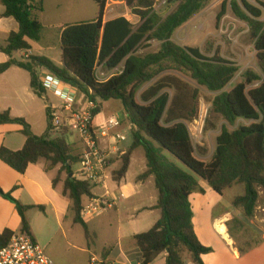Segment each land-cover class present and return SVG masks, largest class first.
<instances>
[{
  "label": "trees",
  "instance_id": "trees-1",
  "mask_svg": "<svg viewBox=\"0 0 264 264\" xmlns=\"http://www.w3.org/2000/svg\"><path fill=\"white\" fill-rule=\"evenodd\" d=\"M95 1L99 6L97 20L63 28V66L44 56H30L23 61L11 59L1 64L0 74L12 66L20 67L29 72L32 90L42 97L46 91L40 81V72L47 70L94 101L97 104L94 117L101 113L100 101H120L131 124L134 144L123 156V166L115 177L120 181L126 176L132 151L143 148L148 171L139 179L155 176L159 191L156 209L162 212L161 219L150 231L134 238L143 264H153L165 253L167 264H204L202 257L213 249L201 243L193 223L191 197L195 193H205L196 177L220 196L235 185H245V195L237 197L233 205L242 210L247 219L255 216L261 193L264 194V2L230 0L224 2L217 17L220 23L229 8L248 26L261 71L248 69L242 81L229 92L226 88L241 71L237 63L224 58L218 49L183 47L173 41L175 33L213 0H169L175 8L167 16L156 10L162 0H120L139 19L138 24L125 17L105 22L108 0ZM0 3L5 8L3 17L14 19L20 26L19 32L10 34L2 51L10 57L16 52L31 51V42L41 41L45 32L39 20V14L44 12V0H0ZM153 41L160 43V50L140 54L142 46ZM100 64L107 70L120 66L123 70L102 82L95 75V68ZM148 84L151 85L140 96L141 104L138 93ZM201 88L217 94L212 100V111L230 126L239 121L248 122L234 131L222 127L210 162L198 159L197 154L206 157L209 151L195 146L189 129V125L200 118ZM47 111L49 129L44 136L34 135L23 119H13L9 112L0 114V125L19 124L27 138L20 151L2 146L0 161L19 174H25L30 165L41 161L46 163V171L60 166L53 184L56 187L66 173L63 195L72 203L75 222L83 226L86 237L90 238L83 219V201L95 198L93 186L76 177L73 167L79 165L80 156H74L67 135L63 133L59 138H52L51 109ZM165 152L189 172L172 162ZM0 195L16 206L21 218L19 233L34 238L27 217L33 207L22 205L11 192L0 189ZM233 223L240 222L234 219ZM14 234L9 229L0 234V248L7 246ZM248 251L241 250V253L244 255Z\"/></svg>",
  "mask_w": 264,
  "mask_h": 264
},
{
  "label": "crops",
  "instance_id": "crops-1",
  "mask_svg": "<svg viewBox=\"0 0 264 264\" xmlns=\"http://www.w3.org/2000/svg\"><path fill=\"white\" fill-rule=\"evenodd\" d=\"M4 12L5 8L0 3V65L7 63L11 59L23 61L30 56H44L38 53L35 43H40L44 39L45 32L41 41L31 42L33 46L31 51L16 52L12 57L2 51V48L7 46L10 34L20 31V26L14 19L3 17ZM104 20L105 22L110 21L106 15ZM184 27L186 25L181 29H184ZM173 41L176 42L174 37ZM43 47L47 50L51 49L49 45ZM16 56H20L21 60L17 59ZM50 60L58 66H63L62 59L58 63L53 59ZM45 98L49 102L46 92L45 95L40 97L32 90L29 72L20 67L12 66L3 74H0V114L9 112L11 118L23 119L36 136H44L47 133L49 129L47 110L51 107H56L51 103L46 104ZM107 105L108 103L101 104V113L94 118V127L101 130L103 125L111 118L119 119L121 125L110 131L107 137L101 139L102 146L109 152L111 159L105 193L102 195L96 194L95 189L97 187H93L95 198L92 199L104 197L109 192L111 196L117 199V202L113 208L105 209L101 215L99 214L96 217L98 219L95 218L96 220L88 219L90 216L83 215L90 232V238L86 237L83 226L75 222L72 203L69 198L63 195L64 184L60 182L56 187L53 184L60 170L58 167L51 171H46V163L41 161L38 164L30 165L25 174H19L0 161V189L5 193L11 192L13 198L22 205L33 207L28 211L27 217L34 239L46 249L47 254L51 258L52 255L48 252V249L53 242L54 234L65 232L66 236H68L75 226H81L84 231V240L80 248L82 249V257L85 258V264H92L91 260L93 258L97 259L98 262L96 264H143L142 253L137 247L134 238L139 234L145 233L142 231L143 226H148L145 222H147L150 215H156L157 212L160 213L157 221H153L155 223L151 224H156L161 219L162 212L156 209L159 191L156 186L155 176H150L145 180L139 179L148 171L147 162L145 168L142 160V165L139 166V172L141 173L137 177L130 176L135 167L136 152L140 148L132 151L129 170L122 180L117 181L115 173L121 170L123 156L131 150L134 144V137L127 116L125 120H122L120 112H108ZM195 123L197 124V121ZM195 123H192V125L194 126ZM239 123L248 125L246 121H239ZM124 125L129 127V131L132 134L130 140L129 137H126L127 133L124 132L126 129H124ZM118 136H122L125 139L120 140ZM26 140L27 138L23 134L21 125L16 123L0 125V148L4 146L14 152L20 151L24 148ZM67 141L69 145L72 143L69 139ZM198 159L204 160L199 157ZM109 180L118 184V187L113 191L109 187ZM147 185H150V187L154 185L155 190L148 192L149 187ZM16 187L17 189H15ZM203 188L205 193L193 194L191 203L196 234L203 245L213 249L212 253L202 257L204 264H264V236L259 244L249 248V251L243 255L241 249L233 240L234 238L229 234L226 225L229 221V215L221 210L222 196L215 193L210 187L203 186ZM116 191H119V195H116ZM92 199L84 198V207L89 205ZM120 204H123L122 208H120ZM39 207H43V210L39 209ZM112 209L116 210L118 240L109 243V245L105 244L99 255L97 250H95V245L100 240V232H105L108 228L114 227V223L110 221L112 219L104 216L105 212H110ZM5 212H8L7 216H5ZM218 223L225 225L228 238L219 232L217 229ZM20 227L21 218L16 206L0 195V234L7 229L19 233ZM166 262L167 253L161 255L153 264H167Z\"/></svg>",
  "mask_w": 264,
  "mask_h": 264
},
{
  "label": "rangeland",
  "instance_id": "rangeland-1",
  "mask_svg": "<svg viewBox=\"0 0 264 264\" xmlns=\"http://www.w3.org/2000/svg\"><path fill=\"white\" fill-rule=\"evenodd\" d=\"M168 1L169 0H162L156 7L157 12L163 16H167L175 8V5H170ZM250 1L254 4H257V2H264V0ZM224 2H230V0H213L208 7L193 17L192 20L186 24L184 29H181L177 34H175L174 40H176V43L183 47H194L200 49L207 47L213 51L218 49L224 58L237 63L241 67V71L237 75L234 82L226 88V91L230 92L242 81V76L245 71L248 69H254L259 73H261V71L257 65L254 42L251 39L248 26L238 20L229 8L227 15L220 23H218L217 17L221 12ZM98 15L99 6L95 0H44V12L40 13L39 20L46 27L45 37L40 43H35L36 50L40 55L53 59L57 63L60 62L62 59L61 31L63 28L68 25L97 20ZM106 16L108 20L125 17L134 24L139 23V19L136 16H133L125 4L120 0H108ZM45 45L51 46V49H45L43 47ZM160 47V43L153 41L145 43L139 52L140 54L145 55L152 54L158 52ZM16 57L21 60L20 56ZM122 70L123 67L120 68V71ZM183 78L191 84L198 86L195 82H192L188 78ZM150 85L151 84L146 85L139 91L137 96L139 103L143 104L140 96ZM200 90L202 94L200 102V116L203 115L204 122H201L199 119V123L196 124L194 122V126L190 124L189 129L195 146L206 148L209 151L208 156L202 157L200 154H197V157L204 159L203 161L205 162H210L216 150V139L221 133L222 127L227 126L229 130L234 131L238 129L239 126L244 125V123H237L235 126H230L220 115H217L212 111V100L217 94L211 93L205 88H201ZM46 95L49 98V102L45 98L46 104L51 103L55 106H59L61 104V101L51 92L47 91ZM100 103L103 105L108 103V112L119 111L120 117L122 120H125L126 115L120 101L110 100L107 102L100 101ZM124 129V132L127 133L126 137H129L130 140L132 134L129 131V127L124 125ZM64 134H66L67 139L72 142L70 147L74 152V156H81L83 148L79 136L69 131H66ZM165 154L172 162L189 172V170L170 153L165 152ZM135 160L136 163L133 171L131 172V177H137V175L141 173L139 172V166L142 165V160L144 161V166L146 168L147 160L143 148H140L136 152ZM58 168L60 169L61 167L58 166ZM79 169L80 165L74 166V173L76 174ZM66 177V173H63L61 176L62 184H64ZM196 178L202 188L203 186L209 187L206 182L198 177ZM108 184L112 191L118 187V184L114 183L112 180H109ZM147 186L149 187L148 192L155 190L154 185L153 187H150V185ZM95 193L100 195L104 194L105 187H97L95 189ZM115 193L116 195H119V191H116ZM245 193V185L238 184L227 190L221 200L222 212L229 215V221L226 223L229 234L234 238L233 240L241 250H248L249 248L256 246L262 241V237L264 236V194L261 193V198L258 202L255 216L252 219H247L244 216L243 211L235 208L233 205L234 200L239 196L245 195ZM122 205L123 204L119 205L120 208H122ZM7 214L8 212H5V216H7ZM104 216L112 219L110 221L114 223V227L108 228L105 232H100V240L97 241L95 245V250H97L99 255L101 249L105 247V244L109 245V243L117 241L119 236L116 225V210L112 209L110 212H105ZM96 217H98V215L90 216L88 219L93 220ZM159 217V212H157L156 215H150L147 222H145L148 226H143L142 231L145 233L150 231L155 225L151 223H155L153 221H157ZM234 219H237L240 223H233ZM83 240L84 231L82 227L75 226L74 230L70 232L68 236H66L65 232L54 234L53 242L48 249V252L58 264H85V258L82 257V249L80 248Z\"/></svg>",
  "mask_w": 264,
  "mask_h": 264
},
{
  "label": "built area",
  "instance_id": "built-area-1",
  "mask_svg": "<svg viewBox=\"0 0 264 264\" xmlns=\"http://www.w3.org/2000/svg\"><path fill=\"white\" fill-rule=\"evenodd\" d=\"M120 66L114 70H107L104 64L95 68V75L99 81L107 82L120 71ZM40 81L47 92L53 93L61 104L51 107V136L53 139L69 131L77 134L82 144V154L80 156V169L76 172L79 180L89 182L93 187L103 185L105 187L108 179V169L110 165V154L103 148L101 139L108 136V133L121 125L117 118L107 121L101 130L94 127V111L97 104L87 98L86 94L69 83L64 82L57 76L44 70L40 72ZM203 121V115L199 118ZM199 121H197V124ZM120 140L125 138L118 136ZM117 199L109 192L101 198L92 199L84 207L83 215L93 216L101 214L105 209L113 208ZM97 259L91 260L96 264ZM0 264H58L51 258L46 249L33 237L15 233L9 244L0 248Z\"/></svg>",
  "mask_w": 264,
  "mask_h": 264
},
{
  "label": "bare ground",
  "instance_id": "bare-ground-1",
  "mask_svg": "<svg viewBox=\"0 0 264 264\" xmlns=\"http://www.w3.org/2000/svg\"><path fill=\"white\" fill-rule=\"evenodd\" d=\"M217 229L219 230V232L224 235L226 238H228L229 236H227V229L225 227V225L223 223H218L217 224Z\"/></svg>",
  "mask_w": 264,
  "mask_h": 264
},
{
  "label": "water",
  "instance_id": "water-1",
  "mask_svg": "<svg viewBox=\"0 0 264 264\" xmlns=\"http://www.w3.org/2000/svg\"><path fill=\"white\" fill-rule=\"evenodd\" d=\"M70 177L73 178L74 177V174H71Z\"/></svg>",
  "mask_w": 264,
  "mask_h": 264
}]
</instances>
